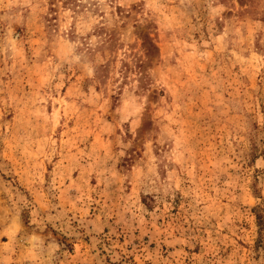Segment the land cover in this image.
Listing matches in <instances>:
<instances>
[{
  "label": "rangeland",
  "instance_id": "374dc122",
  "mask_svg": "<svg viewBox=\"0 0 264 264\" xmlns=\"http://www.w3.org/2000/svg\"><path fill=\"white\" fill-rule=\"evenodd\" d=\"M0 264H264V0H0Z\"/></svg>",
  "mask_w": 264,
  "mask_h": 264
},
{
  "label": "trees",
  "instance_id": "16d2710c",
  "mask_svg": "<svg viewBox=\"0 0 264 264\" xmlns=\"http://www.w3.org/2000/svg\"><path fill=\"white\" fill-rule=\"evenodd\" d=\"M256 218H257V221H258V225L261 228V226H262L261 217L257 213H256Z\"/></svg>",
  "mask_w": 264,
  "mask_h": 264
}]
</instances>
